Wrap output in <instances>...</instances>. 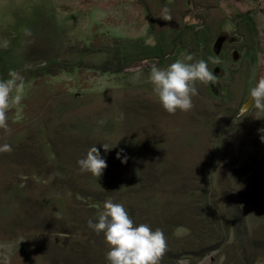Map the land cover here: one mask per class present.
Wrapping results in <instances>:
<instances>
[{
	"label": "rangeland",
	"instance_id": "374dc122",
	"mask_svg": "<svg viewBox=\"0 0 264 264\" xmlns=\"http://www.w3.org/2000/svg\"><path fill=\"white\" fill-rule=\"evenodd\" d=\"M185 53L215 81L194 82L191 110L168 114L147 76ZM10 70L24 94L0 129L12 146L0 153V264H68L87 247L66 224L71 184L138 188L136 167L139 203L181 225L164 234L174 259L158 264L264 257V112L244 110L264 75V0H0V79ZM87 143L106 160L99 177L77 169ZM36 167L50 176L35 179ZM116 203L137 202L127 192Z\"/></svg>",
	"mask_w": 264,
	"mask_h": 264
},
{
	"label": "clouds",
	"instance_id": "9594fccd",
	"mask_svg": "<svg viewBox=\"0 0 264 264\" xmlns=\"http://www.w3.org/2000/svg\"><path fill=\"white\" fill-rule=\"evenodd\" d=\"M147 80L161 109L174 114L178 110L187 112L193 107L192 98L197 95L194 82H214L215 76L209 70L208 61L193 62V55L185 53L166 67L152 65ZM23 94V78L16 71L10 70L7 79H0V129L8 130L6 113L10 105L21 104ZM248 96L251 104H246L244 110L254 107L257 112H264V75L249 88ZM258 131L264 133V129ZM261 142L264 143V135ZM112 148L107 143L101 144L105 152ZM11 151L12 146L8 143L0 144V153ZM120 155L117 153V159ZM76 165L80 173L98 177L107 166L95 145L87 149ZM87 227L95 234L103 235L107 246L106 264H158L159 257L166 249V239L161 229L153 230L147 224H135L124 205L113 202L111 198L104 200L102 210L95 220L87 221ZM254 264H264V257H257Z\"/></svg>",
	"mask_w": 264,
	"mask_h": 264
},
{
	"label": "trees",
	"instance_id": "16d2710c",
	"mask_svg": "<svg viewBox=\"0 0 264 264\" xmlns=\"http://www.w3.org/2000/svg\"><path fill=\"white\" fill-rule=\"evenodd\" d=\"M186 27L190 28L188 25H186ZM133 69L131 68H126V69H119V71H117L118 73H123V72H128L131 71ZM135 71V70H134ZM92 143V142H90ZM90 143L88 145H90ZM86 145V147H87ZM85 146V145H83ZM73 147V146H72ZM80 147V146H77ZM85 147V148H86ZM100 154H103L102 151H100ZM129 162V161H127ZM132 165V163H130ZM136 167V166H135ZM134 167V168H135ZM38 169V171H34L32 173V176L35 177V179H41L40 177L42 173L47 174V176H50V170H48V172H43L42 169L40 170L39 167H36ZM136 169L138 171H140V177H139V182H138V188H133V189H129V184L131 183H127V184H123V183H114L113 180H108L106 183L105 182H100L99 185L101 186V188H96L94 189L95 191H88V189L82 188V187H77L75 188V185L70 186V194H72L74 197L73 199L75 201H73V204H70L69 208H68V213L66 214V224L69 226H71L73 231H78V232H82V239L81 242H84L87 244V247H84L82 249H78V252L75 253L74 250H70L73 254H71L70 252V256L66 254V256H64L65 258V262L66 263H70L68 262L69 260L72 261V264H106L105 261V254L107 252V246L104 243L103 240V235L102 234H95L92 230H90L87 227V221L89 219H93L95 220V218L98 216L99 212L102 210V205L105 199L107 198H111L113 202H117L118 200H122L123 198L126 197V193L128 192L129 197H133L135 198L136 206L134 207H130L129 209H127L126 211L128 212L129 216L131 217V219L133 220V222L135 224H147L151 229L155 230L156 228H159L163 231V233L165 235H170L172 230H174L175 228L180 227L181 225H179V219L175 218L172 216H164V215H157V213L155 212H151L150 210H148L147 202H143V203H139L141 201V197L144 193V189H145V176H144V170L143 168L140 167H136ZM39 174V175H38ZM28 176V175H27ZM89 179V178H88ZM128 188L125 191H120L119 189L121 188ZM144 187V188H143ZM143 188V190H142ZM119 192V193H117ZM259 193V192H258ZM257 193V194H258ZM263 193V199H264V189L262 191ZM114 194H117L119 196V198L117 199V197H113ZM254 195V194H253ZM257 196V195H256ZM143 199V198H142ZM246 201L248 203L253 202L251 197H247ZM76 202V203H75ZM258 209H261L262 211H264V204L260 205L257 204ZM65 219V218H64ZM57 229H54V234L57 236H64V237H70L69 232H57ZM72 231V232H73ZM73 237H75V235H72ZM55 237V238H56ZM54 243H56L55 241H53ZM255 244V243H254ZM257 245V243H256ZM258 246L260 248L264 249V244L261 243L260 245L258 244ZM105 252H104V251ZM169 248L167 250L164 251V253L162 254L163 259L170 261L173 260L174 258L171 257L170 252L168 251ZM52 252V249L50 250ZM103 252V253H102ZM206 252V251H205ZM98 253H102L101 255H99ZM49 252L46 251V255H48ZM75 254H77V256H75ZM44 256V253L41 254ZM159 257V259H160ZM54 260V262H56L57 264L59 263V258L56 257ZM67 260V261H66ZM71 264V263H70Z\"/></svg>",
	"mask_w": 264,
	"mask_h": 264
},
{
	"label": "water",
	"instance_id": "95a60500",
	"mask_svg": "<svg viewBox=\"0 0 264 264\" xmlns=\"http://www.w3.org/2000/svg\"><path fill=\"white\" fill-rule=\"evenodd\" d=\"M219 49H220V47H219Z\"/></svg>",
	"mask_w": 264,
	"mask_h": 264
}]
</instances>
